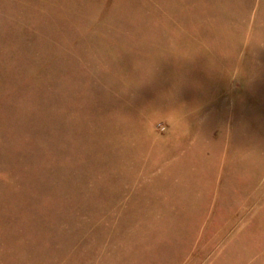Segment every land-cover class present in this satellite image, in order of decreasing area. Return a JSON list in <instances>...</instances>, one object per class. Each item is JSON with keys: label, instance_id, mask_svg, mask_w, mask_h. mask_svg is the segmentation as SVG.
Wrapping results in <instances>:
<instances>
[{"label": "rangeland", "instance_id": "rangeland-1", "mask_svg": "<svg viewBox=\"0 0 264 264\" xmlns=\"http://www.w3.org/2000/svg\"><path fill=\"white\" fill-rule=\"evenodd\" d=\"M0 264H264V0H0Z\"/></svg>", "mask_w": 264, "mask_h": 264}]
</instances>
